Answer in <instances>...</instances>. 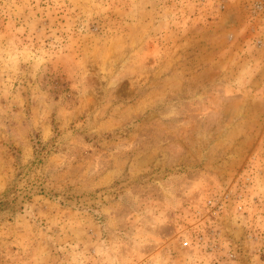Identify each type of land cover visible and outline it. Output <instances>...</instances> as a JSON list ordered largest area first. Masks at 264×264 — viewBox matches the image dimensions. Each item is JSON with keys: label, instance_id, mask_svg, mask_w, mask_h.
<instances>
[{"label": "rangeland", "instance_id": "obj_1", "mask_svg": "<svg viewBox=\"0 0 264 264\" xmlns=\"http://www.w3.org/2000/svg\"><path fill=\"white\" fill-rule=\"evenodd\" d=\"M0 264H264V0H0Z\"/></svg>", "mask_w": 264, "mask_h": 264}]
</instances>
